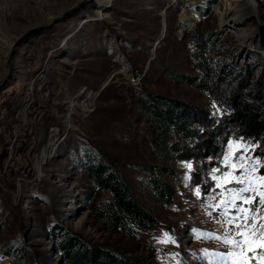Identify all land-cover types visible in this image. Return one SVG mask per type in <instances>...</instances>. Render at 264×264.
Instances as JSON below:
<instances>
[{
    "label": "rangeland",
    "instance_id": "obj_1",
    "mask_svg": "<svg viewBox=\"0 0 264 264\" xmlns=\"http://www.w3.org/2000/svg\"><path fill=\"white\" fill-rule=\"evenodd\" d=\"M224 65L264 86V0H0V264H68L66 235L139 264H264L257 143L233 134L212 160L162 155L141 107L142 93L155 94L220 117L208 91L170 73L201 81L202 68ZM87 149L157 226L103 228L93 209L111 196L89 199ZM153 180L174 191L168 203ZM245 187L255 191L237 197Z\"/></svg>",
    "mask_w": 264,
    "mask_h": 264
},
{
    "label": "trees",
    "instance_id": "obj_2",
    "mask_svg": "<svg viewBox=\"0 0 264 264\" xmlns=\"http://www.w3.org/2000/svg\"><path fill=\"white\" fill-rule=\"evenodd\" d=\"M203 64L206 65V61H202ZM201 71L204 72L201 81L177 73L170 75L174 80L208 91L223 109L222 115L210 116L183 102L142 93L141 107L152 119L155 132L150 140L154 149L162 155L168 149L180 160H212L222 154L227 138L239 134L257 143L261 159L258 173L264 176V86L252 80V71L244 74L234 66H217L216 70L204 67ZM208 81L213 86L208 85ZM169 133L173 140L167 147L165 137ZM85 161V176L91 186L89 199L96 189L111 196L110 201L93 209L104 229L134 236L135 230L157 226V220L140 206L126 181L108 161L90 149ZM153 189L163 203H168L174 192L167 183L157 180H153ZM58 249L68 264H139L137 260H121L102 249L90 248L69 235L58 242Z\"/></svg>",
    "mask_w": 264,
    "mask_h": 264
},
{
    "label": "snow or ice",
    "instance_id": "obj_3",
    "mask_svg": "<svg viewBox=\"0 0 264 264\" xmlns=\"http://www.w3.org/2000/svg\"><path fill=\"white\" fill-rule=\"evenodd\" d=\"M236 147H239V146L237 145ZM230 155H231V153H230ZM227 163H228V160L226 158L225 164H227ZM190 167H191V165H189V168ZM235 167H236V165H232V168L233 169H235ZM229 176H231V173H229ZM226 182H229L227 180V178H225L223 181H221V183H218L217 186L220 187V186H222L223 183H226ZM237 182L244 183V181H240V180H238ZM261 183H264V179L261 180ZM250 190L255 191V189H251L250 187L241 188L240 191H239V193H237V197H239L240 193L247 192V191H250ZM258 195L261 197V203H264V192H258ZM252 202H253L252 199H244V201H243V203H245V204H251ZM224 203H225L224 201H221V204H224ZM217 207H219V205ZM238 211L239 212H246L245 209H238ZM233 219L236 220V219H239V217H234ZM246 220H247V217L245 216V221ZM229 223L231 224L232 221H229ZM235 226L237 227V229H240L241 228V225L240 224H236ZM245 228H247V224L246 223H245ZM239 234L241 236H244L245 235L244 232H240ZM224 243L240 244L241 242L234 241V240H225ZM261 246L264 247V244H262ZM251 250H252L251 247H249V251H251ZM241 254H243V253H241Z\"/></svg>",
    "mask_w": 264,
    "mask_h": 264
},
{
    "label": "bare ground",
    "instance_id": "obj_4",
    "mask_svg": "<svg viewBox=\"0 0 264 264\" xmlns=\"http://www.w3.org/2000/svg\"><path fill=\"white\" fill-rule=\"evenodd\" d=\"M74 5V4H73ZM73 5H70V7H72ZM99 13V12H98ZM61 14V13H60ZM233 13H230V12H227V16H231ZM53 16L52 17H47V18H45L42 22H44L43 24H48V23H50L54 18H55V16H58L59 15V13H54V14H52ZM100 15L101 16H103V14L102 13H100ZM237 17L234 19V25L235 24H237ZM38 24V23H37ZM36 25V24H35ZM39 25V24H38ZM32 27V26H31ZM29 28V27H28Z\"/></svg>",
    "mask_w": 264,
    "mask_h": 264
},
{
    "label": "built area",
    "instance_id": "obj_5",
    "mask_svg": "<svg viewBox=\"0 0 264 264\" xmlns=\"http://www.w3.org/2000/svg\"><path fill=\"white\" fill-rule=\"evenodd\" d=\"M1 151H2V149H1ZM1 151H0V153H1ZM5 153V152H4ZM3 159H4V157H2ZM0 159H1V157H0ZM2 159V160H3ZM6 162H7V164H8V162H9V160H8V158H7V160H6ZM1 163V162H0ZM5 163V162H4ZM37 166V165H36Z\"/></svg>",
    "mask_w": 264,
    "mask_h": 264
},
{
    "label": "water",
    "instance_id": "obj_6",
    "mask_svg": "<svg viewBox=\"0 0 264 264\" xmlns=\"http://www.w3.org/2000/svg\"><path fill=\"white\" fill-rule=\"evenodd\" d=\"M2 88V87H1Z\"/></svg>",
    "mask_w": 264,
    "mask_h": 264
}]
</instances>
